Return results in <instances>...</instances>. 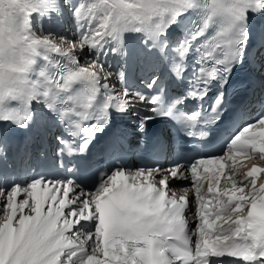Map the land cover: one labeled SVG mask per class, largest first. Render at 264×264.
I'll return each mask as SVG.
<instances>
[{
  "label": "snow or ice",
  "instance_id": "snow-or-ice-1",
  "mask_svg": "<svg viewBox=\"0 0 264 264\" xmlns=\"http://www.w3.org/2000/svg\"><path fill=\"white\" fill-rule=\"evenodd\" d=\"M261 9L264 0H0V120L25 127L32 102H43L71 137H57L69 155L86 147L108 122L113 107L127 112L137 104L151 105L150 112L185 124L187 134L194 135L191 129L198 118L204 125L220 120L226 104L224 85L249 37L247 13ZM190 11H196L195 18L171 42L167 30ZM66 12L75 23L74 37L51 30L45 35L42 20L40 34L34 30L33 14L53 23ZM126 31L145 34L144 48L135 55L150 70L170 61L178 80L186 58L194 54L188 91L167 109L161 107L158 94L125 87L124 71L114 72L106 63L109 53L125 55ZM209 39L220 41L222 52L210 70L203 66L207 53L200 43ZM50 54L61 59L54 61ZM114 78L122 91L108 96L97 118L93 101L102 89H110ZM158 80L152 75L147 87L153 88ZM214 81L219 91L210 114L203 105L191 115L174 111L186 97L203 100ZM76 84L81 86L79 93ZM151 118L141 117L138 127L143 129ZM92 119L97 122L78 148L75 138L83 121ZM237 154L251 166H237ZM257 160L264 161V115L240 128L227 141L223 155L201 157L187 166L141 168L128 175L124 169L99 171L95 191L71 179L44 177L27 187L13 184L10 191L0 186V264H219L224 257L236 258V264H264V180H257L264 167ZM201 176L208 181L206 191ZM189 179L192 187L182 186L177 196L171 180Z\"/></svg>",
  "mask_w": 264,
  "mask_h": 264
},
{
  "label": "bare ground",
  "instance_id": "bare-ground-1",
  "mask_svg": "<svg viewBox=\"0 0 264 264\" xmlns=\"http://www.w3.org/2000/svg\"><path fill=\"white\" fill-rule=\"evenodd\" d=\"M88 2H94V0H88ZM66 14H68V17H70V13H67L66 12ZM39 15L38 14H33V16H32V19H33V21H34V30H36L37 31V34L39 35L40 34V32L38 31V29H37V23H36V18L38 17ZM40 17V16H39ZM43 19H46V20H48L49 21V17H42ZM53 20H54V22L52 23V22H50L51 23V26H52V29H55V30H52V31H55L57 34H61V35H64V31L63 30H61V29H59V28H57L58 26H60L61 25V20H56L55 18H53ZM75 25L73 24L72 25V27L70 28L71 30L73 29V27H74ZM44 27H47V26H44ZM171 30H170V33H171V35L173 36V38H176V37H178L179 35H180V32H177L176 31V29H175V27L172 25L171 27ZM129 32H131V31H126L125 32V34L127 33L128 35H127V37H128V40H129V42H132V41H134L136 38L135 37H130V35H129ZM124 35V34H123ZM70 37V36H69ZM73 37V36H72ZM71 38V37H70ZM129 42H127L126 41V36L125 37H123V50H125L126 49V46H127V44L129 43ZM113 46H115V45H113ZM50 55H52L53 57H57V58H59V59H61L59 56H56V55H54V54H50ZM111 55H114V54H112L111 53ZM112 57V56H111ZM116 57L117 58H122V56H120V55H116ZM37 62L39 63V64H42L41 63V60H40V58H37ZM121 62V61H120ZM120 62H117V61H114L112 64H111V62L109 63L110 65H112V71L114 70V68H116V67H118V65L120 64ZM108 64V63H107ZM147 70V69H146ZM33 78H35L34 77V74H33ZM111 82H112V84H113V88L114 87H116L118 84H119V80L118 79H112L111 80ZM9 104H10V106H11V102H9ZM43 107V106H42ZM34 119H35V121L39 124V120H38V118H36V117H34ZM41 123V122H40ZM41 126H42V123H41ZM43 127V129H45L48 133L49 132H51L52 130L51 129H49V128H46V127H44V125L42 126ZM258 164H259V166H261V167H264V161H259V160H257L256 161ZM244 163H247L248 164V167H250L251 166V161H242V164H244ZM242 164H240V165H242ZM239 165V166H240ZM247 167H245V168H243V171H247L248 170V168L246 169ZM257 180H258V183L259 182H261L262 180H264V173H258L257 174ZM223 182V181H222ZM223 184V183H222ZM206 189H207V185L204 187V191H206ZM4 196H5V199H6V196H7V193H5L4 194ZM24 197L23 196H20V197H18V199H23ZM26 211V214H28L27 213V209L25 210ZM0 215H3L2 213H0ZM241 264H244V263H241Z\"/></svg>",
  "mask_w": 264,
  "mask_h": 264
},
{
  "label": "rangeland",
  "instance_id": "rangeland-1",
  "mask_svg": "<svg viewBox=\"0 0 264 264\" xmlns=\"http://www.w3.org/2000/svg\"><path fill=\"white\" fill-rule=\"evenodd\" d=\"M41 20V17H38V21H40ZM39 29L41 28V24L39 23ZM47 28V27H46ZM45 30V34H47V30L46 29H44ZM61 35V34H60ZM64 35H66V34H64ZM108 61V60H107ZM113 61H114V59H113ZM120 68V67H119ZM119 68H116V71L115 72H118L119 71Z\"/></svg>",
  "mask_w": 264,
  "mask_h": 264
}]
</instances>
